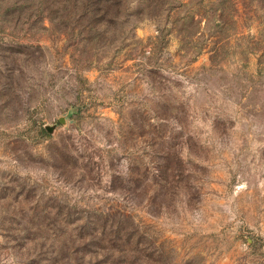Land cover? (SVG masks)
Returning a JSON list of instances; mask_svg holds the SVG:
<instances>
[{
  "label": "rangeland",
  "instance_id": "1",
  "mask_svg": "<svg viewBox=\"0 0 264 264\" xmlns=\"http://www.w3.org/2000/svg\"><path fill=\"white\" fill-rule=\"evenodd\" d=\"M21 1L0 0V264H264V0H127L98 29Z\"/></svg>",
  "mask_w": 264,
  "mask_h": 264
},
{
  "label": "trees",
  "instance_id": "2",
  "mask_svg": "<svg viewBox=\"0 0 264 264\" xmlns=\"http://www.w3.org/2000/svg\"><path fill=\"white\" fill-rule=\"evenodd\" d=\"M28 1H39L44 6V12L52 15L54 18L59 17L63 19L68 16H74L81 21L92 17L91 24L97 29L103 26L106 27V25L119 20L123 16L127 2V0H23L21 1V5ZM145 1H147V9H158L159 11L166 0ZM138 13L143 14V11H138ZM42 133L49 132L43 130ZM127 237L129 239L128 235Z\"/></svg>",
  "mask_w": 264,
  "mask_h": 264
},
{
  "label": "water",
  "instance_id": "3",
  "mask_svg": "<svg viewBox=\"0 0 264 264\" xmlns=\"http://www.w3.org/2000/svg\"><path fill=\"white\" fill-rule=\"evenodd\" d=\"M64 120H61V122H63ZM49 133H52V128H50V127H48L47 129H46Z\"/></svg>",
  "mask_w": 264,
  "mask_h": 264
}]
</instances>
